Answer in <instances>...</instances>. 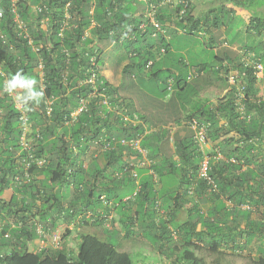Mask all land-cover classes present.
I'll return each instance as SVG.
<instances>
[{
    "label": "trees",
    "instance_id": "obj_1",
    "mask_svg": "<svg viewBox=\"0 0 264 264\" xmlns=\"http://www.w3.org/2000/svg\"><path fill=\"white\" fill-rule=\"evenodd\" d=\"M165 1L144 0L147 5L156 4V18L163 27L170 24L198 33L202 29L212 32L226 26L218 17L219 10L196 15L191 1L187 0L184 14L180 15L183 4L172 7V3ZM230 1L247 6L245 0ZM127 4L128 0L20 1V16L27 23L34 44L39 46L34 51L16 26L10 0H2L0 264H140L130 251L119 250L109 235L101 239L92 233L80 234L77 252L67 246L29 250V243L38 234L37 222L51 234L60 220L67 226L74 223L76 227L101 228L106 227L112 214L122 224L119 232L125 230L123 237L137 235L149 241L162 257V264H228V253L255 250L254 264H264V99L259 97L253 68L245 67L239 54L236 65L219 64L198 70V73L206 70L204 75H207L201 88L212 84L213 77L227 81L230 68L247 74L245 116L237 111L238 101L230 90L214 106L208 103L191 106L192 110L181 119L187 121L182 125L179 118H175L178 125L157 119L152 123L120 95L99 66L104 49L97 40L130 38L129 60L123 76L131 73L136 77L134 69L142 75L148 73L150 60L154 62L152 67L156 64V53L160 54L163 47L166 53L170 50L166 33L142 30L143 21ZM36 6L42 10L35 11ZM255 14L248 31L260 34L264 31V18ZM44 18H48L47 28L42 24ZM65 23L69 27L60 35ZM88 31L91 36L87 35ZM154 36L155 43H150ZM132 41L139 45L130 44ZM209 41L212 45L222 42L212 35ZM249 47L247 51H253L258 61L264 60L258 45ZM216 59L225 62L219 55ZM40 64L43 80L37 70ZM92 67L97 72L95 83L87 81ZM18 71L37 80L33 85L35 91H43L37 104L29 98L30 90L22 89L21 101L33 136L40 134L35 141V157L46 159L43 165L30 160L28 169L24 161L28 153L20 146L21 112L14 98L5 91L8 80ZM175 71L167 67L148 75L156 79L158 86L161 81L165 83L166 95L170 79L179 92L191 84L188 76ZM48 98H55L50 114L46 110ZM105 98L107 104L102 102ZM82 100L86 101V107L72 116ZM154 112L158 117L160 111L156 108ZM193 120L198 128L205 129L208 141H216L210 152L209 175L213 184L200 176L205 153L190 124ZM174 125L177 129L171 151L164 144L172 137L170 126ZM185 127L188 132L182 129ZM230 133L233 135L228 136ZM124 139L138 141L150 159V167L138 170L140 188L136 196L127 200L118 190L127 185H133L136 190L130 159L143 154L134 145L123 144ZM27 173L31 179L25 177ZM39 175H43L42 179ZM11 188L14 193L5 200L3 195ZM158 203L163 216L157 215ZM109 229L106 232L118 231Z\"/></svg>",
    "mask_w": 264,
    "mask_h": 264
},
{
    "label": "rangeland",
    "instance_id": "obj_2",
    "mask_svg": "<svg viewBox=\"0 0 264 264\" xmlns=\"http://www.w3.org/2000/svg\"><path fill=\"white\" fill-rule=\"evenodd\" d=\"M195 1L196 15H204L210 11L219 10L218 17H220V21L227 26V29L224 31L215 29L212 32H206V29H202L198 33H189L185 31L183 27L165 24L164 28L166 30L167 41L170 44V50L164 55H159V52L156 53V64L152 68H149L147 72L150 74L153 70L156 71L161 68L171 67L176 70V73L181 72L184 76H188L191 84L185 90L180 92L177 91V88L175 91L174 87L172 91L165 95V92L163 91L165 86L164 82L161 81L158 86L156 79H153L148 73H145L144 75L139 74L136 69H134V72L137 74L136 77L131 73L123 77L121 76L122 73L118 69L120 58L122 57L126 59V63H128L129 58L127 55V46L129 45L130 38H125L120 41L109 39L104 42L97 40V43H99L104 49L99 62V66L105 72L104 74L118 88L120 95L125 98L126 101L132 102L133 107H136L144 113L152 123H156V119L158 121L166 120L167 123H176L175 118H179L180 121H182L181 119H184V115L186 117L192 110L191 106L206 104V100L201 98L200 91L203 89L201 88V83L205 81L207 75L205 74L204 77L201 76L197 80L195 77L198 74L197 69H200L202 64L207 67L218 64V60L216 59V56L219 55L218 53L223 54V52L226 51L236 54V51L233 50L234 47L254 44L258 45L260 49L263 48L262 54H264V31L260 34H255L250 31L248 32L244 19L239 15H233V12H229V10L226 9L227 1L229 0ZM245 3L249 10L253 13L256 12V16L264 18V0H245ZM127 5L131 7V10L139 20L146 22L148 25L146 27L148 31L156 32V28L150 26L146 19L141 17V13L146 8L144 0H128ZM210 35H214L215 38L220 41V37L224 36L225 40L222 42L218 41L217 44L212 45L208 38ZM155 37L156 36L151 37L150 43H155ZM224 41H227V44H224ZM130 44L134 46L139 45V43L135 41L130 42ZM133 60L138 61V58L134 57ZM262 62L264 65V60ZM209 69L210 68L207 70L208 72H210ZM161 74L162 76H165V72H162ZM260 76L261 83L264 87V70ZM197 87L199 88V91L196 90ZM203 93L204 95L207 94L205 92ZM17 95L20 96V92H18ZM172 95L174 97H172ZM156 108L160 111L158 117H156V112H154ZM184 129L188 132L186 127ZM231 135H233V133H230L228 136ZM171 136L172 137H170L164 145H169L167 147L172 151L174 147L171 143L174 142L173 140L175 137L173 130ZM214 144H216V141L210 142L209 147L211 150ZM134 188L133 185H127L126 188L118 191L127 197L132 195ZM71 194L72 189H70V195ZM9 198L10 196H7V199ZM157 215L163 216L164 214L162 211H159V213L157 212ZM63 225L64 226L60 228L62 238L66 246L71 250H77L78 238L76 232H79L81 235L92 233L101 239H105L106 236L109 235L111 240L116 243L118 249L128 252L130 251L136 262L140 264H162V257L159 253H156L154 247L153 249L151 248L149 241L145 239L141 240L140 238H137V235L130 238L123 237L125 230L119 232L122 224L116 214L112 218V221H109L111 229L118 230L115 233L106 232L109 228L105 226L98 228L93 225L81 226L80 230L74 229L69 233L66 224ZM255 257H257L256 250L253 253H228L226 260L228 264H254Z\"/></svg>",
    "mask_w": 264,
    "mask_h": 264
},
{
    "label": "clouds",
    "instance_id": "obj_3",
    "mask_svg": "<svg viewBox=\"0 0 264 264\" xmlns=\"http://www.w3.org/2000/svg\"><path fill=\"white\" fill-rule=\"evenodd\" d=\"M187 1V0H186ZM165 3H172V7H176V5H180V4H182V3H180L179 2V0H171V1H168V0H166L165 1ZM0 6H1V8H2V0H0ZM147 3H146V8H147ZM146 8L143 10V12L141 13V17L142 18H145L144 17V12H145V10H146ZM2 10H3V8H2ZM4 11V10H3ZM19 12V11H18ZM20 14V13H19ZM13 15H14V20H15V13L13 12ZM3 18H4V16H3ZM3 18L1 19V21H0V24H1V22H2V20H3ZM20 18L22 19V17L20 16ZM146 19V18H145ZM157 19V18H156ZM23 20V19H22ZM24 21V20H23ZM50 21V20H49ZM146 21H147V23L150 25V26H153L152 24H150L149 23V21L146 19ZM25 22V21H24ZM25 24H26V26H27V31L29 32V28H28V25H27V23L25 22ZM43 24V26H44V28H47V25H48V23H42ZM17 26V25H16ZM148 25L146 24V22H143L141 25H140V28L142 29V30H146ZM154 27V26H153ZM162 27H163V25H162ZM155 28V27H154ZM20 32V31H19ZM89 32V36H91V33H90V31H88ZM157 32H162V33H166V30L164 29V27H163V30L162 31H159V30H157ZM30 33V32H29ZM156 33V32H155ZM33 39V38H32ZM224 44H227L226 42H224ZM164 48V47H163ZM162 48V49H163ZM162 49H161V52H160V54L159 55H164L165 53H166V49H165V52H162ZM263 51V50H262ZM247 53V54H246ZM239 54L241 55V58H242V62L245 64V67H247V66H251L252 68H253V72H254V74L257 76V86H258V88H259V92H258V94H259V97L260 98H263L264 99V87H263V85H262V83H261V73H263V70H264V65H263V62L262 61H258V59H257V57H255V53L254 52H248V51H246V50H239ZM246 55H249V56H251L252 58H253V60H255V61H257V62H260L262 65H263V70L262 71H259L258 72V70H256L255 68H254V66H253V63H251V64H249V65H247L246 64V60H245V57H246ZM154 64V62H153V60H150V62H149V65H148V69H147V71L149 70V68H151L152 67V65ZM225 66H227V64L225 65ZM229 67V66H228ZM224 70V69H223ZM223 73L225 72V70L224 71H222ZM234 73L235 75H236V82L235 83H231L230 82V80H229V75H230V73ZM199 75V73L196 75V77ZM246 76V78H247V74H245V73H243V72H240V70L238 69V68H230V71L226 74V78H227V81L229 82V84H230V86H231V89L230 90H233L234 92H235V95H236V100L238 101L237 103H238V108H237V111L241 114V116L243 117V116H245V107H244V103H243V101H244V98H245V94H246V91H245V89H246V87H245V83H244V77ZM195 77V78H196ZM110 80V79H109ZM111 81V80H110ZM37 82H36V80L34 79V78H31V77H27V76H24V75H22L19 71L18 72H16L14 75H12L11 76V78L8 80V82H7V84H6V87H5V91H7L9 94H11L15 89H17L18 88V90L20 91V93L22 94V89H28V90H30V92H31V96L29 97V98H32L33 100H34V103H39L40 102V100H41V98L43 97V91H35L34 89H33V85H35ZM169 84H170V86H169V88H170V90H169V92L170 91H172L173 90V88H174V81H173V79H170L169 80ZM210 86V85H209ZM208 87V86H207ZM207 87H204L203 89H205V88H207ZM229 90V91H230ZM228 91V92H229ZM227 92V93H228ZM226 93V94H227ZM225 96V95H224ZM223 96V97H224ZM18 99H22V98H24L23 96H19V97H17ZM204 98V97H203ZM220 98H218V100H219ZM218 100L216 101V103L215 104H213V106L214 105H216L217 104V102H218ZM2 111H0V113H1ZM139 121V120H138ZM185 122H187V121H181V125L182 124H184ZM172 123V122H171ZM172 124H175V125H178L177 123H172ZM190 124L192 125V129L195 131V134L197 135V132L200 130V128H198L197 127V122L195 121V120H193L192 122H190ZM170 126L171 128H172V130L173 131H176L175 129H177V126ZM201 129H204V128H201ZM205 130V129H204ZM125 141H126V143H123V144H131V142H128L129 140H126V139H124ZM131 140V139H130ZM123 141V140H122ZM136 142H138V141H136ZM138 144H139V142H138ZM200 144V143H199ZM208 144V145H207ZM209 145H210V141H208L207 140V143H206V145L204 146V147H202L203 149H204V153H205V156H208L209 157V160H210V167H211V160H212V157H211V155H210V152L213 150H211V148L209 147ZM139 146H140V144H139ZM139 150V149H138ZM144 150V149H143ZM140 151V150H139ZM141 152V151H140ZM142 153V152H141ZM143 154V153H142ZM221 157V156H220ZM131 167H133L134 169L131 171V174H132V177H134L135 178V180H136V184H137V187H136V190L132 193V195L131 196H127V197H125V200H127V199H129V198H134L135 196H136V193L138 192V190H139V188H140V185H139V172H138V170L140 169V168H148V167H150V159L148 158V156H147V154H146V150H145V155L143 154V156L142 157H139V158H137V157H135V156H132L131 157ZM144 160H146V164H143L142 162L144 161ZM27 179H31V174H30V176L29 177H26ZM156 180V179H155ZM12 190H13V188H11ZM9 190V189H8ZM13 193H14V190H13ZM13 193H12V195H13ZM5 194V193H4ZM12 197V196H11ZM10 197V198H11ZM3 198L5 199V200H9V199H7V198H5L4 197V195H3ZM156 210H157V212L159 213V211H162V213L164 214V211H163V209L160 207V203H158V206H157V208H156ZM115 216V214H112V215H109L108 216V220H107V222H106V227L107 228H110L111 229V227L109 226V221H112V218ZM3 223H0V225H2ZM65 224V223H64ZM58 225H59V223H58ZM66 227H67V229H69V226H67L66 225ZM74 229H81V227L80 226H78V227H75ZM74 229H70V230H74ZM36 230H37V237L38 238H41V239H43L45 242H48L47 244H45V246H43L42 248L41 247H39L38 248V250H36V251H40L41 249H43V248H48V247H51V248H61L62 246H66V244H65V242L63 241V238H62V234H61V232L59 231V232H56L57 230H55L54 232H52L51 234H48L46 231H45V229H44V227L41 225V224H39L38 222H37V224H36ZM40 230H41V232H40ZM119 230H121V229H119ZM80 233L79 232H76V235H77V238H78V245H79V243H80V235H79ZM36 237V238H37ZM56 238L59 240L58 241V243L59 244H57L56 243ZM49 241L51 242V243H49ZM30 244V243H29ZM52 244V245H51ZM78 245H77V249H78ZM68 247V246H67ZM69 248V247H68ZM70 249V248H69ZM71 250V249H70ZM71 251H74V250H71ZM34 252V251H33ZM74 252H77V250H75Z\"/></svg>",
    "mask_w": 264,
    "mask_h": 264
},
{
    "label": "built area",
    "instance_id": "obj_4",
    "mask_svg": "<svg viewBox=\"0 0 264 264\" xmlns=\"http://www.w3.org/2000/svg\"><path fill=\"white\" fill-rule=\"evenodd\" d=\"M20 1H24V0H10V5H11V8H12V11L15 13V22L17 24V27H18V30L20 31V33L23 34L26 38H28L29 43L32 45L34 51H38L39 50V46L34 44V40L32 39V37L30 36L29 32L27 31V26H26L25 22L20 18V14L18 12V4L20 3ZM168 1H171V0H168ZM179 2L184 5V8L180 12V15H183L184 11H185V8L187 7V2L188 1L179 0ZM68 6H69V4H67V7ZM34 8H35V11L36 10H38V11L42 10V8L40 6H36ZM156 11H157V6H156V4L152 3V4L147 6V8H146V10L144 12V17L157 30L162 31L163 30L162 24L156 19ZM3 16H4V11L2 10V8L0 6V21L3 18ZM67 17H69V14H67ZM42 22L43 23H47L48 22V18H44L42 20ZM65 27H69V25L67 23L63 24V27L61 29L60 35H63V30H64ZM88 34H89V32H87V35ZM162 52H165L164 48L162 49ZM245 60H246V64L247 65L253 63L254 68L256 70H258V72L263 70V65L260 62H257L255 60H253V58L251 56L246 55ZM91 61H92V63H95V57H92ZM42 68H43V66H42V64H40L38 66L37 70L39 71L41 79L43 80L44 78H43ZM96 79H97V72L92 67V68H90V74H89V77H88L87 81L89 83H95ZM229 80H230L231 83H235L236 82V75L233 72L230 73ZM18 92H20V91L17 88L10 94V96H12L14 98L15 103H16V107L18 109H20V112H21L20 119H21L22 123H21L20 127L22 129V133H21V137H20V146L22 147V150L24 152L28 153L27 158H24V161L26 163V167L28 169L29 165H30V160L31 161H37V163L39 165H43L46 162V159H38V158L35 157V153H34L35 141L37 140L38 137H40V134L37 133V135L35 137L33 136V131H32V128H31V124H30L29 118H28L27 114L24 111V103L21 101V99L17 98V97H19L17 95ZM20 96H22L21 93H20ZM54 100H55V98H48L46 100V110H47L48 114H50L51 111H52ZM102 102L104 104L108 103L106 98L103 99ZM86 105H87L86 101L82 100L81 104H80V107L76 111H74L72 113V116H76L78 113H80L86 107ZM197 138H198V142L200 143V145L202 147H204L206 145V143H207L206 132H205L204 129H200L197 132ZM122 142L126 143L125 140H123ZM131 144L134 145L135 148L139 149L145 155V150H143L139 146L138 142L132 141ZM142 163L146 164V160H144ZM209 170H210V160H209L208 156H205V158L203 159V161L201 163L200 176L202 178L207 179L211 184H213L214 181L211 178V176L209 175ZM29 176H30V174L27 173L25 177H29ZM40 232H41V230H40ZM55 241H56L57 244H59L58 243L59 240L57 238H56Z\"/></svg>",
    "mask_w": 264,
    "mask_h": 264
},
{
    "label": "crops",
    "instance_id": "obj_5",
    "mask_svg": "<svg viewBox=\"0 0 264 264\" xmlns=\"http://www.w3.org/2000/svg\"><path fill=\"white\" fill-rule=\"evenodd\" d=\"M191 1V4H192V6H193V8H194V12H195V0H190ZM242 2H244V1H242ZM226 8H227V10H231V12H233V15H239V16H241L243 19H244V22L246 23V25H247V31H248V25H249V22H250V20H251V17H252V15H253V12L251 11V10H249L248 9V7L247 6H245V5H235L233 2H231L230 0L229 1H227V5H226ZM211 12V11H210ZM209 13V12H208ZM196 14V13H195ZM170 25V24H169ZM170 26H172V25H170ZM221 29L224 31V30H226L227 28H226V26H223V27H221ZM249 32V31H248ZM211 36V35H210ZM209 36V37H210ZM213 37H215L214 35H212ZM208 37V38H209ZM221 38V41H223V40H225V38H224V36H221L220 37ZM210 42V41H209ZM224 42H226L227 43V41H224ZM252 45H254V44H252ZM252 45H249V44H246V45H244V46H236V47H234V51H236V54H234V53H232V52H223V54H220V53H218L219 54V56H220V58H222L223 60H225V62L224 63H221V61H219L218 60V64L217 65H215V66H219V64H223V65H226V64H228V63H235V65L237 64V62H238V55H239V50L241 51V50H249V49H247V48H250L249 46H252ZM259 50H260V53H263V48H259ZM250 52H253V51H250ZM126 62H127V60L126 59H123L122 57L120 58V65H119V67H118V69L120 70V72L122 73V77H123V70H124V67H125V65H126ZM202 67L201 68H204L205 66H204V64H202L201 65ZM214 66V65H213ZM152 68V67H151ZM167 67H165V69H166ZM148 69V68H147ZM173 69V68H172ZM175 70V69H174ZM197 70H199V69H197ZM105 73V72H104ZM179 73V72H178ZM177 73V74H178ZM204 73H206V70H204V71H202L201 73H199V75L198 76H202V75H204ZM223 73V72H222ZM220 74V73H219ZM221 75V74H220ZM208 76H210L209 74H208ZM212 84H210V86H208L207 88H205V89H202L201 91H200V94H201V98H203L204 97V100H206V103H208L209 105H213V104H215L216 103V101L218 100V98H222L224 95H226V93L231 89V86H230V84H229V82H227L226 80H223V79H221V77L220 78H216V77H213L212 78ZM203 92H205V93H207V94H205L204 95V93ZM181 128V127H180ZM183 130H185L184 128H182ZM185 134V133H184ZM42 177H43V175H39L38 176V178L39 179H42ZM12 193H13V190L12 189H9V190H7L6 192H5V194H4V197L5 198H7V196H12ZM103 214H104V212H103ZM64 222L63 221H59V225L57 226V228H56V232H59L60 231V228L61 227H63L64 225ZM76 226H75V224L73 223V224H71V225H69V229H74ZM61 232V231H60ZM48 242H45L43 239H41V238H35L34 240H32L31 242H30V244H29V250L30 251H36V250H38V248L39 247H43V246H45V244H47ZM49 243H51L50 241H49ZM52 245V244H51ZM69 249V248H68ZM71 251V250H70Z\"/></svg>",
    "mask_w": 264,
    "mask_h": 264
}]
</instances>
